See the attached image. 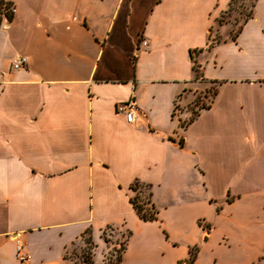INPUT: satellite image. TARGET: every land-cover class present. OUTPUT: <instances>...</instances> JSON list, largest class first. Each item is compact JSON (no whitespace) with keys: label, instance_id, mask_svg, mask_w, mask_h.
Wrapping results in <instances>:
<instances>
[{"label":"crops","instance_id":"0c3cea01","mask_svg":"<svg viewBox=\"0 0 264 264\" xmlns=\"http://www.w3.org/2000/svg\"><path fill=\"white\" fill-rule=\"evenodd\" d=\"M6 1L0 264H19L16 240L25 264H78L69 247L87 230L93 264H107V227L131 233L118 264H178L197 246L190 235L205 244L219 226L223 250L264 237V0L212 44L231 0ZM17 56L27 65L13 70ZM212 83L209 107L188 123V105ZM129 100L133 123L115 110ZM135 180L150 185L156 220L130 204Z\"/></svg>","mask_w":264,"mask_h":264},{"label":"rangeland","instance_id":"374dc122","mask_svg":"<svg viewBox=\"0 0 264 264\" xmlns=\"http://www.w3.org/2000/svg\"><path fill=\"white\" fill-rule=\"evenodd\" d=\"M251 5H252V0H233L231 1V3L229 2L227 8L223 10L218 16L217 23L215 24L214 29L209 35L211 44L213 42H222L233 36L234 33L239 28V26L245 20V18L249 15L251 11ZM224 25L229 26L228 33L227 32L225 33L224 31L221 30V26ZM192 59L193 61L195 60L196 62L195 54L192 55ZM194 75L196 80H200V82H203L199 68H197L196 72H194ZM215 86L217 88V85H214L212 83L211 85H207L205 91L200 90L199 94H197L194 100V104L188 105V110L196 112L197 109L209 104ZM180 110H182V108L179 105H177L174 110V114H177ZM137 193L139 195V201L145 205L143 209L145 211H151L149 205L146 203V193H147L146 189L145 188L137 189ZM219 203L220 202H217L216 204ZM250 221H256V220L255 218H252ZM219 227L220 229H218L217 232L213 234L210 242H207L205 244L202 243L197 233L194 234L192 232L193 234L190 235L188 242L196 240L197 242L195 244H197V246L200 249L198 254V262H197L198 264H264L263 236L261 237L258 235V237L257 236L252 237V239H250V242L240 241L239 242L240 247L238 248H232V249L227 248V250H223V248H220L218 246L221 226ZM145 229L146 228L141 227V229H139L138 232L142 234L147 233V229L146 230ZM127 231L128 230H125L124 228L116 229L113 227L105 228L102 231L101 237L103 241L107 244L108 247L110 246L112 247L110 252L111 256L107 257L108 258L107 264H116V258L120 253L121 246H123L125 242ZM186 242L187 241H183V240L180 241L178 248L179 252L182 251L184 247L186 248L187 246ZM92 248H93V243L91 241L90 234H88V232H85V234L81 236V240L78 243V246L73 245L69 247V253L71 254L70 256L77 263L84 264L83 261L84 257L87 256L88 254H90L89 257L91 256L92 259V253H93ZM78 250H80V252ZM214 255L215 257H213ZM212 258H216L218 261L216 263H213L211 261Z\"/></svg>","mask_w":264,"mask_h":264},{"label":"trees","instance_id":"16d2710c","mask_svg":"<svg viewBox=\"0 0 264 264\" xmlns=\"http://www.w3.org/2000/svg\"><path fill=\"white\" fill-rule=\"evenodd\" d=\"M231 1H233V0H231ZM231 1H230V3H231ZM11 6H13L12 3H10V2H8L6 0H0V25H1V22H2V17L1 16H4V19L7 20V21H11L12 20L13 12L10 11V7ZM250 16H251V11H250L249 15L245 18V20L243 22H245L248 18H250ZM191 54H192V52H191ZM191 58H192V56H191ZM197 68H199V66L196 64L195 61H193V65H192L193 71L196 72ZM213 84L216 85V83H213ZM215 94H216V86H215L214 91H213V93L211 95V98L214 97ZM208 107H209V104L205 105V106H202L199 109H207ZM196 115H197V112H193L190 120L188 121V123L190 121H192L196 117ZM142 188H145L146 191H147V193H146V203L148 204L150 202V197H151V192H149L150 185L143 186L137 180L133 181V183L130 184V189H131V191L134 192V195L132 197H130L129 202L132 205L133 209L135 210V212H136L137 216L139 217V219H141L143 222L156 220L157 211L153 208V206L152 205L149 206L151 211H145L143 209L145 205L139 201V195L137 193V189H142ZM85 232H88V234H90L89 230H87ZM130 234H131L130 231H127L125 242H124L123 246H121L120 253L118 254V256L116 258V264H118L120 262V260H121V254H122V252L125 249V244H126L128 238H129ZM203 238L205 240L206 236L204 235ZM94 247L95 246L93 245L92 249H94ZM198 250H199L198 246H196V245L192 246L189 249V251H188L187 258L184 259V260L179 261L178 264H195L196 255L198 253ZM89 255L90 254H88L87 256L84 257V260H83L84 264H92V259H91V256L89 257Z\"/></svg>","mask_w":264,"mask_h":264},{"label":"built area","instance_id":"2783aa9c","mask_svg":"<svg viewBox=\"0 0 264 264\" xmlns=\"http://www.w3.org/2000/svg\"><path fill=\"white\" fill-rule=\"evenodd\" d=\"M10 11L13 12V6L10 7ZM4 19V16H1ZM140 45L145 47L147 45V41L141 40ZM27 65V57L25 56H17L12 59L10 66L13 70H18L25 68ZM117 113H121L125 117V121L127 123H133L135 121L136 116V108L135 104L132 100L127 101L126 103L117 104L115 107ZM16 258L19 264H25L28 260V255L25 252L20 241L16 240Z\"/></svg>","mask_w":264,"mask_h":264}]
</instances>
